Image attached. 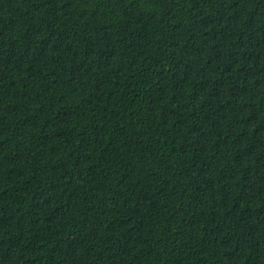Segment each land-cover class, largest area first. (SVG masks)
Segmentation results:
<instances>
[{
	"label": "trees",
	"instance_id": "trees-1",
	"mask_svg": "<svg viewBox=\"0 0 264 264\" xmlns=\"http://www.w3.org/2000/svg\"><path fill=\"white\" fill-rule=\"evenodd\" d=\"M0 264H264V0H0Z\"/></svg>",
	"mask_w": 264,
	"mask_h": 264
}]
</instances>
